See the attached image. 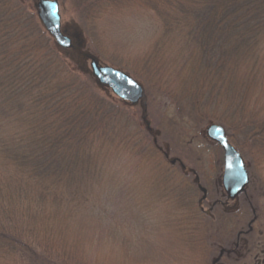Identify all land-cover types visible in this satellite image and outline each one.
Here are the masks:
<instances>
[{"label": "trees", "instance_id": "16d2710c", "mask_svg": "<svg viewBox=\"0 0 264 264\" xmlns=\"http://www.w3.org/2000/svg\"><path fill=\"white\" fill-rule=\"evenodd\" d=\"M36 2L0 0V264H71L66 242L73 238L74 243L72 222L94 204L84 190L98 184L101 157L113 150H125L149 166L159 193L174 191L170 203L187 210L188 223L201 220L207 229L221 219L230 221L220 187L211 196L204 186L202 199V182L187 170L159 172L170 164L147 106H141L146 96L131 105L100 95L97 90H110L86 67L92 56L86 39L71 49L59 47L43 28ZM132 2L149 9L160 25L161 53L147 55L143 72L156 67L174 72L173 83L186 95L182 100L167 83L157 84V92L185 112L191 125L220 124L228 141L239 130L246 145L264 151V118L249 111L264 93V0H97L91 6ZM91 18L86 11L80 21L86 26ZM259 212L253 204L249 225L259 221ZM253 229L240 233L258 235L264 254V240ZM205 241L211 243L210 264H228L226 256L239 246L228 249L230 241L212 235ZM75 251L91 255L89 247ZM213 256L221 257L218 263Z\"/></svg>", "mask_w": 264, "mask_h": 264}, {"label": "rangeland", "instance_id": "374dc122", "mask_svg": "<svg viewBox=\"0 0 264 264\" xmlns=\"http://www.w3.org/2000/svg\"><path fill=\"white\" fill-rule=\"evenodd\" d=\"M56 1L62 28L74 44L83 45L86 39L91 57L102 66L125 73L143 87L146 103L141 106L143 109L147 106L150 124L157 130L156 136L168 153L166 156L170 166L162 164L159 172L165 173L167 168H172L171 173L174 175L181 167L198 182L201 181L200 187L206 186L209 195H217L222 183L223 152L208 139L206 129L210 125L220 124L208 122L191 125L185 112L175 110L168 99L162 96L164 93L157 92V84L167 83V90L185 100L186 93L183 94V89L181 92L173 83L174 72L166 68L158 70V67L155 68L156 72H143L147 66V55L153 50L160 55L162 50L161 46L156 47L160 25L155 15L134 2L124 6L113 5L109 9L97 5L93 9L97 0ZM92 2L94 4L91 6ZM86 11L90 12L92 18L84 26L80 17ZM81 30L85 33L82 32L84 37ZM162 53L167 57L170 52ZM89 64L90 59L86 67ZM152 75H157V78L154 79ZM260 86L264 90V83L263 88ZM97 91L102 96L117 100L111 91ZM262 98L257 107L254 105L249 108L253 116L259 113L258 117L264 118V93ZM135 111L140 113L139 108ZM244 137L245 133L234 131L228 143L240 153L245 163L249 176L246 192L237 200L227 199L223 214L228 215L230 221L221 217L215 225L208 222L210 226L207 229L201 220L188 223L187 210L181 208L180 204L177 208L176 204L170 203L171 198L168 196L173 195L174 191L162 190L159 193L156 175L144 162L125 150L103 153L102 166L97 169L98 184L90 186L89 183L84 190L94 198V204L86 210L87 215L83 213L72 222L74 243L73 238L66 242L67 250L72 247V256L68 261L71 264H78V261L84 264H210L208 246L210 248L211 243L205 240L212 235L221 243L230 241L232 244L228 249H232L235 243L239 245L235 253L229 252L226 256L228 264L264 263V254H260L262 247H257L260 237L254 233L248 236L240 233H245L249 226L255 228V232L261 234L264 240V151L257 145H246ZM171 160H177V165H172ZM162 163H166L163 158ZM200 193L202 198L204 193L201 190ZM244 203H249L250 211ZM253 204L260 209L259 221L249 225ZM228 212L230 214H225ZM190 228L193 231V237H190L192 246H187L185 241ZM52 241L59 246L57 237ZM84 246L90 248V256L79 252L80 256L75 251V248L83 250ZM213 257L214 263H218L221 258Z\"/></svg>", "mask_w": 264, "mask_h": 264}, {"label": "water", "instance_id": "95a60500", "mask_svg": "<svg viewBox=\"0 0 264 264\" xmlns=\"http://www.w3.org/2000/svg\"><path fill=\"white\" fill-rule=\"evenodd\" d=\"M37 16L45 30L54 39L55 43L63 49L72 48V39L61 28V17L59 14V5L55 0H37ZM90 71L96 82L111 90L119 99L136 105L144 98V89L130 76L108 66H101L99 62L90 57ZM224 129L221 126L210 125L206 129L207 137L217 144L223 152V173L222 187L227 198L234 200L242 193L246 192L249 176L246 173L245 163L240 153L228 143ZM177 160H171L175 164ZM206 194V190L201 188Z\"/></svg>", "mask_w": 264, "mask_h": 264}, {"label": "flooded vegetation", "instance_id": "af4514ba", "mask_svg": "<svg viewBox=\"0 0 264 264\" xmlns=\"http://www.w3.org/2000/svg\"><path fill=\"white\" fill-rule=\"evenodd\" d=\"M220 190H221V193H222V197H225L226 198L225 193H224V190H223V187H222V184L220 185ZM226 200H227V198H226ZM255 264H260V262H256Z\"/></svg>", "mask_w": 264, "mask_h": 264}]
</instances>
